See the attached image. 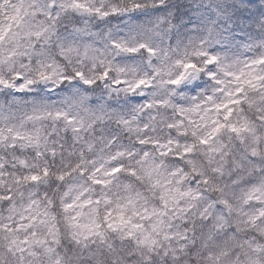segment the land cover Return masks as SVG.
Masks as SVG:
<instances>
[{
	"label": "clouds",
	"instance_id": "9594fccd",
	"mask_svg": "<svg viewBox=\"0 0 264 264\" xmlns=\"http://www.w3.org/2000/svg\"><path fill=\"white\" fill-rule=\"evenodd\" d=\"M0 264H264V0H0Z\"/></svg>",
	"mask_w": 264,
	"mask_h": 264
}]
</instances>
